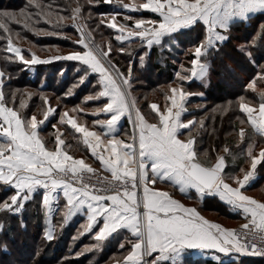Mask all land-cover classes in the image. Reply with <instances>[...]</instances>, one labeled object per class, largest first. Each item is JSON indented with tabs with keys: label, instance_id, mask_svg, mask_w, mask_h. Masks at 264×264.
I'll use <instances>...</instances> for the list:
<instances>
[{
	"label": "snow or ice",
	"instance_id": "1",
	"mask_svg": "<svg viewBox=\"0 0 264 264\" xmlns=\"http://www.w3.org/2000/svg\"><path fill=\"white\" fill-rule=\"evenodd\" d=\"M100 2L110 3L111 0H85L84 4L71 9V23L79 25L80 38L74 43L80 50L42 59L29 49V59L22 54L20 47L13 45L11 37L8 38V52L14 53L15 59L25 69L57 60L77 62V82L73 88L85 82L91 83L95 75L98 78L93 94L86 96L85 102L101 98H106L107 102L90 112L79 106L66 109L57 103L46 107L42 118L38 119L37 113L28 116L22 111L26 107L23 98L19 107L10 106L15 102L18 90L9 93L3 90L6 79L11 81V75L6 76L0 71V192L7 194L0 199V212L13 216L22 214L26 203L38 190H42L41 202L49 224L46 231L48 240L53 239L55 225L51 217L54 211L61 213L63 223L82 213L86 221L81 225L83 231L80 235L97 228L95 238L103 242L121 230L130 233L131 238L125 236L119 244L121 249L126 246L128 249L123 256V264H162L164 261L184 264V253L189 248L197 249L204 256L210 254L217 264H226L222 257H228L229 264H240L245 256L264 258V201L244 191L256 179L258 166L264 165V148L259 149L258 155L254 154V142L249 140L246 156L250 167L238 171H227L224 155H218L214 163L202 160L197 150L198 133L195 129L198 124L202 129L203 122H196L195 117L182 119L186 112L184 103L192 95L182 86H170L164 93L166 103L163 110L157 103L149 104L154 113V122H149L132 95L133 82L137 79L132 62L124 70L113 59V54L131 52V48L114 49L111 41L107 46L97 44L91 39V30H85V26L80 24V20L91 19V9ZM117 3L125 11L145 10L157 14L155 19H134L126 15L124 22L119 24L116 12L100 13L97 17V27L103 24L118 33L114 37L116 41L129 44L139 41L146 49L139 57L141 65L153 46L164 47L165 41L178 38L182 30L200 26L198 43L189 50L193 56L191 66L185 69L183 76L176 73L181 82L204 79L210 68L208 56L220 53L231 40L232 25L248 22L257 12L264 13V0H145L140 4L117 0ZM32 5L40 9L42 15L26 12L23 8L19 13L0 10V29L10 33L9 23L15 21L20 24L19 16L24 18L25 29L32 28L38 35H59V32L33 28L31 18L40 15L57 29L62 27L66 18L56 11L54 21L53 13L44 12L36 0H29L26 7ZM84 7L89 9L87 17L83 15ZM106 15L110 19H105ZM129 21H133L131 26ZM175 43H180L179 39ZM262 47L264 23L259 25L257 35L251 41L235 46L240 56L258 68L246 82L245 91L257 92L260 100L258 108L251 101L245 102L244 96L238 97L236 103L242 116L246 117L240 123L250 127L251 136L264 139V87L257 89L258 85H264V63L258 62L264 59V51L253 50ZM181 68H184L183 64ZM61 71L63 73L64 70ZM96 88L99 90L95 91ZM73 94V89H69L65 96ZM27 95L31 97L33 93L28 92ZM42 99L45 105L49 104L48 96ZM232 103L229 101L221 106V111H226ZM75 113L85 116L103 114L108 118L94 119L90 128L78 123ZM125 116L132 125L130 139L128 133L124 138L117 134L119 122ZM52 120L56 123H51ZM47 123H51L56 132L54 150L46 146L48 139L40 134L41 126ZM58 125H68L82 134L83 143L110 176H104L83 158H74L64 151ZM102 135L111 138L103 141ZM238 136L240 140L249 136L244 126L238 129ZM224 151L230 154L228 148ZM166 182L178 187L181 194L195 189L200 197L206 194L217 196L230 207L242 210L247 222L239 229H233L206 219L195 207L186 206L158 187V183ZM58 190L63 197L62 206ZM0 231H3L2 224ZM99 246V243L93 244L85 251ZM75 255L79 257L82 253Z\"/></svg>",
	"mask_w": 264,
	"mask_h": 264
},
{
	"label": "trees",
	"instance_id": "2",
	"mask_svg": "<svg viewBox=\"0 0 264 264\" xmlns=\"http://www.w3.org/2000/svg\"><path fill=\"white\" fill-rule=\"evenodd\" d=\"M36 3L43 6L44 12H52L54 16L56 11H59L62 13L61 15L65 16L69 15L71 9L75 8L77 4H84L85 0H36ZM28 5L29 0H0V10L7 9L19 13V10L23 8L26 12L30 11L42 15L40 9H37L34 5L26 7ZM82 11L85 17L89 15L87 7H84ZM115 11L104 2H100L98 6L91 9V19L87 21L90 23L94 22L93 25L96 26L95 34L98 37H101L104 30L106 32L108 28L103 24L97 27V17L100 13H112ZM116 13H118L117 16L121 20L124 19L125 14L145 18L152 16L147 11L146 13L141 12V14L133 12L130 14L119 10ZM18 18L21 20L20 24H17L15 21L9 23L10 33H5L0 29V69L2 71L6 70L12 76V80H14L13 86L18 90L17 98L13 104H20L22 89H34L35 87L46 93H56V96L53 98H57L65 106H83L87 110L89 104H97L96 100L85 102V97L93 94L95 81L98 77L93 75L91 83L85 82L73 88V85H76L77 82L75 71L77 62L57 60L47 64H38L35 66L36 71L34 72L32 69H25L19 61L15 62L14 53H9L5 47L9 36L15 45L18 44L15 43V40L17 41L19 38L30 40L32 46L35 48L33 51L42 59H46L48 55L57 53L50 52L47 50L48 47L60 48L65 52L78 48L77 45L75 46L72 43L71 39L68 42L67 40H59L48 35L37 36L32 28H23V17L18 16ZM53 18L56 19V17ZM30 23L37 29L51 27L50 24L42 21L40 15H33ZM132 23L133 21H129L130 26ZM262 23H264V13L259 12L251 16V19L246 23L237 22L232 25L231 40L220 53L210 54L207 58L210 68L209 78L205 84L194 80L191 82H181L180 78L176 76L179 70V63L182 61L179 60L182 56L178 52L182 51L186 53L184 59L187 60L188 65L183 61L182 64L184 63L187 67H190V61L193 56L189 50L193 49L194 45L198 43L201 29L193 28L182 31L179 37H176L180 41L178 44L174 41H165L164 47L153 46L144 64L141 65L140 60L135 64L137 79L133 82L131 91L137 99L139 108L143 112L148 113L151 102L160 101L172 83L181 82L184 88L186 87L192 92L202 93V96L194 95L190 98L191 109L187 114L188 118L192 119L195 117L196 122H203L202 129L199 127V124L195 129V132L198 133L197 150L201 154L200 157L215 161L218 155L223 154L225 156L229 154L224 151L225 148H228L230 153L235 151L238 145V129L241 127L240 120L246 118L242 116L238 103H236L238 97L244 96L246 98L245 102L251 101L254 105H258L260 102L257 92L245 91L246 82L250 76L258 71V68L240 56L235 51V46L237 42L245 44L251 41L257 35L259 25ZM65 27L64 31H69L71 35L75 36V33L69 27ZM181 35L184 36V39H181ZM114 46L126 49L131 48V52L129 53H117L113 56V59L118 61L121 67L129 64L133 54L138 55L139 53L138 41H133L131 44L115 41ZM21 49L26 57L31 58V53L27 50L26 46L21 47ZM253 50L261 52L264 51V47ZM258 62L264 63V59ZM62 69L64 70L63 73ZM258 87H264V85H258ZM69 89H73L74 94L65 96V93ZM95 91H98V88ZM23 94H25V91H23ZM229 101L233 103L226 111H221V106L226 105ZM26 104L27 107L31 106V110L23 111L28 116L34 113L33 110L35 108H39L38 110L45 109L43 100L38 96L31 99L29 105L28 101ZM80 115L82 113H79ZM85 117L86 120L89 118L88 116ZM230 130H233L235 133L229 134ZM44 133L53 135L51 123L46 127ZM52 138L54 137L47 138L48 142ZM241 165H238L237 169ZM261 172L260 180L254 183L253 188L254 191L261 189L262 191L259 194L264 196V167L261 169ZM41 193L38 192L32 200L26 203L22 214L13 216L0 212V224L3 225V231H0V264H113L123 259L128 249L127 246L125 249H121L119 244L125 236L131 238L130 233L122 231L103 242H98L91 232L80 235L83 231L81 227L82 220L66 224L62 221L61 213L53 217V221L55 222L54 236L52 240H48L46 238V231L49 224L48 218L44 215L46 209L41 202ZM5 195L7 194L0 192V199ZM191 195L193 198L196 196L195 193ZM200 199L198 206L208 216L220 218L225 223H233L236 225L234 227H237V224L242 222L239 215H234L229 206L219 201L216 197L209 195ZM97 243L100 245L98 248L85 251L86 247ZM5 244L7 245L6 248L4 247ZM77 252H81L82 255L77 257L75 255ZM184 260V264H217L214 259L202 260L199 257ZM162 264H170V262H163ZM240 264H264V259L246 256L242 257Z\"/></svg>",
	"mask_w": 264,
	"mask_h": 264
},
{
	"label": "crops",
	"instance_id": "3",
	"mask_svg": "<svg viewBox=\"0 0 264 264\" xmlns=\"http://www.w3.org/2000/svg\"><path fill=\"white\" fill-rule=\"evenodd\" d=\"M139 13L141 14V11H130L129 13ZM150 12V11H149ZM151 13V12H150ZM259 12H257L256 14H258ZM152 14V13H151ZM255 15V14H253ZM252 15V16H253ZM155 16H157V14H155ZM195 28H200V26H196ZM187 30V29H185ZM184 31V30H182ZM182 33V32H181ZM177 38L175 37L173 39V41L175 42ZM181 39H184V36L181 35ZM152 50V49H151ZM151 52V51H150ZM209 74L207 73V76L204 78V79H197V78H193L192 80L196 81V82H202L205 84V82L208 80ZM191 80V81H192ZM189 81V82H191ZM171 86H175V87H181L182 85L179 83V82H175V83H172ZM183 87V86H182ZM184 89V88H183ZM99 90V89H98ZM186 91V89H184ZM187 92V91H186ZM188 93H191L192 95L188 96L185 103H184V107L186 108V112L183 113L182 115V119L183 120H188L190 118L187 117V114L190 112V109H191V103H189L190 101V98L194 95H198V96H202L200 93H196V92H188ZM170 94V92H169ZM97 101V104L96 103H92V104H89V108L87 107V110H85V112H90V111H94L96 108H100L102 107L103 103H106L107 100L106 98H101L100 100H96ZM151 103H157L158 106L161 108V110H163V107L166 103L165 101V96L160 100V101H153ZM137 107L139 108V106L137 105ZM140 109V108H139ZM141 110V109H140ZM141 112L145 115V118L149 120V122H154L152 117L154 115V113L152 112V110L149 108V112L148 113H145L141 110ZM74 115L77 116V121L78 123H84V125L86 127H90L92 128V121L94 119H107L108 117L106 115H103V114H99V115H88L89 117V120L87 121L85 118V115H80L79 116V113H75ZM38 119L42 118V115H38ZM81 118H84V119H81ZM135 118L134 114H133V119ZM51 123H56L55 120H52ZM50 123H47L43 126H41L42 128V131H41V135L45 136L46 138H49L50 137H54L51 139L50 142L47 143V147H49V149H52L54 150V147H55V136H56V132L55 130L52 128V131H53V135L51 136L50 133L48 134H45L44 131L46 129V127L49 125ZM120 126H119V129H118V135L120 136V138H124L125 136V133H128L129 134V139H130V133H131V130H132V125L129 123L128 119H127V116L125 117H122L121 121L119 122ZM58 128L61 129L60 131V138L62 140H64V144L61 145V148L64 150V151H67L69 155L73 156L74 158H83L85 160L86 163H89L92 167H98L100 168L101 170L104 171V169L100 166V163L99 161L93 157L90 153V150L88 149V147L83 143V138H82V134L80 133H76L74 129H72L70 126L68 125H58ZM94 130L98 131V132H101L102 130L100 128H95ZM38 131H40V129H38ZM188 135V132L185 131V136ZM111 137L107 136V135H102V140L103 141H106L107 139H109ZM105 155H107V152L105 151L104 153ZM223 155V154H222ZM225 157V163H226V169L227 171L229 172H232V171H238L240 168H243V158L241 157L240 153L236 150L234 152H231L230 154H227L224 156ZM202 160H205V161H209V162H215L211 159H206V158H203V157H200ZM242 163V165H241ZM238 165H241L239 169H237ZM105 172V171H104ZM108 173V172H106ZM158 187L161 189V190H165V191H168L170 194H172L174 196L175 199H178L180 200L182 203H184L186 206H189V207H195L197 209V211H199L201 213V215H203L206 219H209L213 222H216V223H220L222 226L224 227H227V228H234V226H236L235 224L231 223H225L223 222L222 219L220 218H215V217H212V216H208L206 214V212H202V210L200 209L201 207L198 206V202H200V198H204L203 197H200L198 193H196L195 189H188V192L187 194H181L180 191H179V188L172 185L170 182H166V183H158ZM245 191V189H244ZM38 192H42V190H38L37 193L34 195V197L38 194ZM246 192V191H245ZM254 192V189L251 190V193ZM196 194V196H194V198L192 197L191 194ZM246 194V193H245ZM256 194H258V190H256ZM58 197H59V203L60 205L62 206L63 204V197H62V194H60L59 190H58V193H57ZM205 196H209V195H205ZM212 197H216L218 200L219 198L217 196H213V195H210ZM253 196L255 199H258V200H261V201H264V198H261L259 196H256V195H251ZM33 197V198H34ZM196 197V198H195ZM220 201V200H219ZM222 202V201H221ZM229 206V205H228ZM55 208V205L53 206ZM230 210L231 212H233L234 215L236 216H240V218L242 219V222H245L246 219H245V216L242 212V210L240 209H237V208H232L230 207ZM56 213L58 212H53V215L51 217V220H52V224L55 225V222L53 221V217L56 215ZM82 220V224L85 223L86 221V217L83 216V214H78V215H75L69 222L67 223H72V222H75V221H81ZM241 222V223H242ZM66 223V224H67ZM239 222V224H241ZM98 229L97 228H94L91 233L94 234L95 236V232L97 231ZM128 232L127 230H121L119 232ZM129 233V232H128ZM54 236V235H53ZM196 257H199L201 258L202 260L204 259H213L212 256L209 254L208 256H204L202 255L201 253L198 252L197 249H194V248H189L186 250V252L184 253V259H189V258H196ZM246 257V256H245ZM248 257H253V256H248ZM226 263H229V258L228 257H222ZM185 261V260H184ZM164 262H168V261H164ZM163 263V262H162ZM114 264H117V263H114ZM121 264V263H120Z\"/></svg>",
	"mask_w": 264,
	"mask_h": 264
},
{
	"label": "rangeland",
	"instance_id": "4",
	"mask_svg": "<svg viewBox=\"0 0 264 264\" xmlns=\"http://www.w3.org/2000/svg\"><path fill=\"white\" fill-rule=\"evenodd\" d=\"M94 2H95V0H94ZM143 2H145V0H122V3H128V4H140V3H143ZM107 4V6H109L111 9H113V10H116V11H119V10H122L124 13H129L130 11H125V10H123L122 8H121V6H120V4H118L117 3V0H111V2L110 3H106ZM115 11V12H116ZM138 11H141V12H144V13H146V11L145 10H138ZM147 12H149V11H147ZM62 13H60V15H61ZM105 14H108V13H105ZM126 15H129V14H125V16ZM63 16V15H62ZM71 16H72V12L69 14V15H65L64 17L66 18L62 23V27L61 28H59V29H57V28H54L53 27V25H51L50 24V26L51 27H49V28H47V29H45V30H47L48 32H59V35H48V36H50V37H53V38H58L59 40L60 39H64V40H67L68 42H70V40L69 39H71V41H72V43H74V41L75 40H77L78 38H80V33L77 31V27L79 26V25H75V26H73L72 25V23H71ZM53 17H55V15L53 16ZM132 17L134 18V19H136V18H144V19H155L156 18V16H155V14L154 13H152V16H149V17H138V16H133L132 15ZM105 19H110V16H108V15H106L105 17H104ZM54 19V21H55V18H53ZM77 19L79 20V17H77ZM123 20L124 19H120L118 16H117V23L119 24V23H123ZM24 21V20H23ZM42 21H45V22H47L46 20H44V19H42ZM132 22V21H131ZM93 23L94 22H88L87 20H80V24H83L84 26H85V30H91V32H92V37H91V39H93L97 44H104L105 46H107V43L109 42V41H111V46H112V48H114V49H119V47H115L114 46V42L116 41L115 39H114V37L116 36V35H118V33L115 31V30H113V29H111V28H108L107 29V31L105 32V30H104V32H103V34H102V36L101 37H98L96 34H95V28H96V26H94L93 25ZM96 23H99V20H97L96 21ZM129 23V22H128ZM49 24V23H48ZM65 26H67V27H69L74 33H75V36H73V35H71L70 34V32L69 31H64L63 29H65L66 27ZM34 28V27H33ZM35 29H37V28H35ZM37 36H38V34H36ZM39 35H45V34H43V33H41V34H39ZM47 36V35H46ZM68 38V39H67ZM117 42V41H116ZM13 43V45L15 46V47H24V46H26V48H27V50L29 51V49L32 51V52H34L33 50L35 49L33 46H32V43L30 42V40H28V39H23V38H19L17 41L15 40V43H18L17 45H15L14 44V42H12ZM125 43H127V42H125ZM129 44V43H128ZM8 45V44H7ZM5 46L7 49H8V46ZM74 45L76 46V44L74 43ZM236 45H240V43H238L237 42V44ZM138 49H139V53H138V55L137 54H133V57H131L130 58V61H129V63L130 62H132V67H133V74L136 76L137 75V72H136V67H135V64L137 63V61L139 60V57H140V55H142L143 54V52L144 51H146V49L145 48H143L141 45H140V43H139V41H138ZM72 47H74V46H72ZM47 50H49L50 52H57V53H54V54H52V55H48L47 57H50V56H53V55H60V56H64V55H67L68 53H70L71 51H74V50H80V48H79V46H78V48H76V49H70V50H68L67 52H65L63 49H60V48H54V47H48V49ZM31 53V52H30ZM118 53V52H117ZM117 53H115V54H117ZM127 53V52H126ZM129 53V52H128ZM190 53V52H189ZM23 55H25L24 53H22ZM115 54H113V56L115 55ZM119 54V53H118ZM178 54H180V56H182V58L181 59H179L180 61L182 60L185 64H187V60H185L184 58L186 57V53H184V52H182V51H180V53L178 52ZM30 56H31V54H30ZM26 57V56H25ZM147 57V56H146ZM146 57H145V59H146ZM26 58H28V57H26ZM30 59V58H29ZM47 59V58H46ZM182 61L179 63V66H178V72H180L181 73V76H183V75H185L186 74V72H185V69H187V68H189V67H187L184 63H183V65H184V68H181V65H182ZM15 62H18V60H15ZM189 62V61H188ZM129 65V64H128ZM128 65H126V66H124V67H121L122 69H124V70H126L127 69V66ZM188 65V64H187ZM191 66V65H190ZM32 69V71L34 72V71H36L35 70V66L34 67H32V68H30L29 70H31ZM0 71H2L1 69H0ZM5 74H6V76H7V74H9V73H7L6 72V70L5 71H3ZM208 74H209V71H208ZM209 76V75H208ZM13 82H14V80H12V76H11V81L10 82H8L7 81V79H6V83H5V86H4V88H3V90L6 92V93H9L10 91H12V90H17L16 89V87H14L13 86ZM189 82V81H188ZM180 84H181V82H180ZM183 86V85H182ZM184 88V87H183ZM186 88V87H185ZM184 88V89H185ZM259 88L260 87H258L257 86V89L259 90ZM23 91H25V94H23ZM186 91L187 92H191L189 89H187L186 88ZM18 92V91H17ZM28 92H32L33 93V95L31 96V97H29L28 95H27V93ZM200 94H202V93H200ZM133 95V94H132ZM40 97V99H42V97L43 96H48L49 97V104L48 105H45L44 106V108H46V107H48V106H54V105H56L57 103H60V100H58L57 98H53L54 96H56V93H53V92H48V93H46V92H43V91H41V89H39V88H34V89H22V92L20 93V100L23 98L24 99V101H25V104L27 103V101H28V105H29V101L31 100V99H34L35 97ZM134 96V95H133ZM43 100V99H42ZM53 100V101H52ZM33 104V103H32ZM61 104V103H60ZM10 106H13V107H19V104L18 105H15V104H10ZM76 105H63V107L64 108H66V109H72L73 107H75ZM253 106H255V107H257L258 108V105H254L253 104ZM31 107V106H30ZM30 107H27V104H26V107L24 108V109H22V111H28V110H31V108ZM80 108H83V109H85L83 106H79ZM42 108V107H41ZM39 108H35L34 110H33V112L34 113H37L38 115H42V111H43V108H42V110H38ZM70 114H73V113H70ZM87 119H89V118H87ZM241 126H244L245 128L246 127H248V128H246V129H248V130H246V132L249 134V136L245 139V140H240V138H239V136H238V134H237V148L235 149V151L237 150L239 153H240V155H241V157L243 158V168H249L250 167V160L247 158V156H246V152H247V148H248V143H249V140H251L252 142H254V145H255V147H254V154H259V149L260 148H264V139H261L259 136H251V130H250V127L248 126V125H242L241 124ZM229 134H232V133H235L233 130H230L229 132H228ZM234 152V151H233ZM264 167V165H260V166H258V169H257V177H256V179L250 184V186H247L246 188H245V193L247 194V195H256V196H259V197H261V198H264V196H262V195H260L259 194V192H261L262 190L261 189H259L258 190V194H256V191H254L253 193H251V190H253L254 188H253V185H254V183L255 182H257L258 180H260V176H261V174H262V172H261V169ZM59 213V212H58ZM58 213H56V214H58ZM245 222H247V220L245 221ZM245 222H242L241 224H237V227L239 226V225H243ZM231 224V223H230ZM234 228H236V227H234ZM233 228V229H234ZM91 246V245H90ZM89 246V247H90ZM117 264H118V262H116ZM123 264V259H121V261H119V264ZM114 264V263H113Z\"/></svg>",
	"mask_w": 264,
	"mask_h": 264
},
{
	"label": "built area",
	"instance_id": "5",
	"mask_svg": "<svg viewBox=\"0 0 264 264\" xmlns=\"http://www.w3.org/2000/svg\"><path fill=\"white\" fill-rule=\"evenodd\" d=\"M93 168H96V169H99V171L101 172V173H103V175L104 176H110V173H106V172H104L103 170H101L100 168H98V167H93ZM246 223V222H245ZM241 225H239L238 227H236V228H234V229H239V227H240ZM255 257H259V256H255ZM259 258H261V257H259ZM262 259H264V258H262Z\"/></svg>",
	"mask_w": 264,
	"mask_h": 264
}]
</instances>
